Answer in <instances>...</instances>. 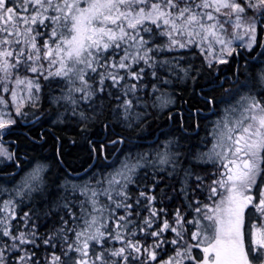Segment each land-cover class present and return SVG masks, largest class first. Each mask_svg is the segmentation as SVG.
I'll use <instances>...</instances> for the list:
<instances>
[{
  "label": "snow or ice",
  "instance_id": "6c2138e0",
  "mask_svg": "<svg viewBox=\"0 0 264 264\" xmlns=\"http://www.w3.org/2000/svg\"><path fill=\"white\" fill-rule=\"evenodd\" d=\"M249 58L264 62V0H0V173L20 167L3 147L16 118L50 112L104 162L50 184L37 163L0 187V264H264V89ZM173 85L176 106L154 111ZM205 113L204 139L109 162L150 121L187 133Z\"/></svg>",
  "mask_w": 264,
  "mask_h": 264
},
{
  "label": "trees",
  "instance_id": "16d2710c",
  "mask_svg": "<svg viewBox=\"0 0 264 264\" xmlns=\"http://www.w3.org/2000/svg\"><path fill=\"white\" fill-rule=\"evenodd\" d=\"M229 67L230 65L226 66L225 69L230 76L231 73L228 71ZM254 69L255 63L248 61L247 71L250 84H252L254 78ZM173 92L178 100V91ZM179 95L187 97L190 96L191 93H179ZM49 114L51 115L50 117L48 116L49 121L47 118L43 122H37L31 127L22 126L23 123L18 121L21 124L13 126V131L10 134H6L8 139H13L14 142L18 143L16 154L29 161L34 159L46 161L49 165V170L45 173L46 184H50L51 181L57 179V177L66 181L71 175L75 177L73 174L83 173L82 176L87 177L88 172L93 168L98 171L102 162L94 161L90 156L87 138L80 131L75 121H69L67 123L54 122V125H52L51 123L55 120V117L51 112ZM153 122L155 125H161V127L164 128L168 125V120L163 117L156 119ZM153 122L149 123V125L140 132L133 134L130 142L139 141V137L146 131L154 134L156 127H153ZM98 128V125L93 126L89 133L94 139L99 137ZM201 129L202 127H200L199 132ZM116 131L120 132L121 130L116 129ZM177 132L180 137L184 136L179 130H177ZM199 132L197 133L196 130H191L187 135L199 136ZM125 135H127V133H125ZM73 141H75V143H73ZM10 145L12 146L13 144ZM123 146L122 149L126 147ZM113 147L108 148L111 150L108 152L110 157H113L112 155L116 152L113 151ZM58 152L61 154L59 158L63 161V164L58 161ZM121 152L123 151L121 150ZM97 165H99L98 168ZM12 169H10V171H13ZM7 173L9 172H3L0 174ZM0 180H2V178Z\"/></svg>",
  "mask_w": 264,
  "mask_h": 264
},
{
  "label": "rangeland",
  "instance_id": "374dc122",
  "mask_svg": "<svg viewBox=\"0 0 264 264\" xmlns=\"http://www.w3.org/2000/svg\"><path fill=\"white\" fill-rule=\"evenodd\" d=\"M258 61H259L258 63H260V64L258 65L257 69L254 71V74H257V75L255 76V80L254 79L252 80V84H250V85H252L251 87L254 88L256 91L264 89V84H262L260 82L259 78H258L259 74L262 71H264V62L262 64V62L259 59H258ZM226 66H228V65H222L221 67L226 68ZM260 87H262V89H259ZM156 95L158 96V99H156V101H155L157 107H156V109H154V111H158L160 113H164L166 111H169L170 108L175 105V98L173 97V95L171 93H169V92L168 93H162L161 92V93H158ZM165 101H167V103H165ZM48 116L50 117L51 115L49 114ZM208 116L209 117H207L206 122H207V125H208L209 129H210L212 121H214L217 117L214 114H209ZM49 117H48V121H49ZM5 118H7V117H5ZM16 119L18 121H20L19 118H16ZM24 122H27V121H24ZM17 124H21V123L18 122ZM51 124L54 125V121ZM10 144H14V143L10 142V139H8L7 136L5 135L4 136V140H3V147L5 149H7L8 151H10V152H15L16 151L15 145L11 146ZM122 146H120L119 150L116 151L112 155L113 157H111L110 161H109L110 163L115 164L117 167H119L118 161L123 159L122 153L124 155H127V149H129V148H126L125 149L126 151L124 152V149H122ZM210 147H211V144H209L208 148H210ZM130 148H133V145L130 146ZM137 148L138 147H135L133 150H135ZM156 148H158V149H153V152H145V153L149 154V159L150 160L156 158V153L158 151L159 152H163L165 150V147H164V149L160 148L159 146L156 147ZM121 150L123 152H121ZM107 151L109 152L111 150L108 149ZM134 153H140V151L137 149V150L134 151ZM110 154H111V152H110ZM37 163L45 165V170H44L43 173H41V175L43 176V178L45 180V173L49 170V165L47 164V162L43 161V160H37V159L29 161L26 158L22 157L21 158L20 167L18 169L13 168L12 169L13 171H11L12 173H14V175H9V173L0 174V175H2V176H0L2 178V181L4 182L3 184H0V187H3L5 189L13 188L16 184L20 183L21 179L24 176H26L29 172H31L36 167ZM0 167H4V165H0ZM161 167H164V166H161ZM103 168H104V162H102V164L99 166V170L97 172H100ZM85 177L86 176H82V175L78 176V177H76V176L74 177V176L71 175V177H69L66 181L61 180V182L80 181V180H82ZM6 195H7V193H5L4 196H0V199H4L6 197Z\"/></svg>",
  "mask_w": 264,
  "mask_h": 264
},
{
  "label": "flooded vegetation",
  "instance_id": "af4514ba",
  "mask_svg": "<svg viewBox=\"0 0 264 264\" xmlns=\"http://www.w3.org/2000/svg\"><path fill=\"white\" fill-rule=\"evenodd\" d=\"M258 59L259 58H256V59H252V58H250V59H248V61H252L253 63H255V69H254V71L257 69V67H258V65L260 64V63H258L259 61H258ZM262 64H263V62H262ZM223 68V67H222ZM224 70H225V72L227 73V70L225 69V68H223ZM257 74H253V76H254V80H255V76H256ZM203 83V82H202ZM252 86V85H251ZM182 87H184V85H173V86H171V87H169V88H167V89H165V90H163L162 91V93H171L172 95H173V97L175 98V105L174 106H172V107H175L176 106V104L178 103V100H177V98H176V96L174 95V92L173 91H178L180 88H182ZM254 89V88H253ZM259 89H262V87H260ZM255 90V89H254ZM257 91H260V90H257ZM171 107V108H172ZM167 112V111H166ZM166 112H164V113H166ZM210 113H205V115L203 116V117H201V127H202V129H201V131L199 132V129L198 130H196V132L198 133L199 132V138L200 139H204L205 138V136H206V134H207V131L209 130V127H208V125H207V122H206V119H207V117H209L208 115H209ZM153 121H150V123H152ZM23 124H22V126H25V127H27V126H29V127H31L32 125H34V124H27V122H22ZM153 127H156L155 128V133L154 134H151L150 132H145V133H143L139 138V141H131V142H127L126 144H125V146H123V147H125L124 148V150L126 149V148H130V146H132L133 145V149L135 148V147H138L137 149L140 151V152H153V149H158V148H156V147H160V148H163L164 149V146H165V144H166V142L167 141H169V140H175V139H177V138H181V137H183V136H179L178 135V132H177V130H179V132H181V133H183V135H187L188 134V132L187 133H184V132H182L180 129H179V127L177 126V125H174L172 122H170V121H168V125L166 126V128H164V127H161V125H155V123L153 122ZM164 128V129H163ZM141 137H143V138H141ZM10 142H13L14 144L13 145H15V147L17 148V142H14V140L13 139H10ZM202 147H203V145H202ZM207 147H209V144H208V146ZM137 149H135V150H137ZM135 150H133V151H135ZM126 151V150H125ZM124 151V152H125ZM15 153H16V151H15ZM22 158V157H21ZM95 161V160H94ZM98 166L99 165H97V168H98ZM73 175H75L76 177H78V176H81V175H83V173H80V174H73Z\"/></svg>",
  "mask_w": 264,
  "mask_h": 264
},
{
  "label": "bare ground",
  "instance_id": "6f19581e",
  "mask_svg": "<svg viewBox=\"0 0 264 264\" xmlns=\"http://www.w3.org/2000/svg\"><path fill=\"white\" fill-rule=\"evenodd\" d=\"M161 151V150H160ZM120 152V151H119ZM111 158V157H110ZM9 179V178H8Z\"/></svg>",
  "mask_w": 264,
  "mask_h": 264
}]
</instances>
